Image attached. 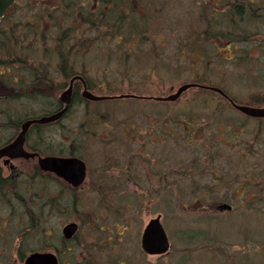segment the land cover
Returning <instances> with one entry per match:
<instances>
[{
	"label": "flooded vegetation",
	"instance_id": "1",
	"mask_svg": "<svg viewBox=\"0 0 264 264\" xmlns=\"http://www.w3.org/2000/svg\"><path fill=\"white\" fill-rule=\"evenodd\" d=\"M153 22L163 23L164 28H155ZM12 35L85 38V44H50L46 50L38 45L37 57L28 53L22 54L19 60L9 51L0 52V74H3L0 81L5 80L10 91L5 94L6 101L19 96L36 102L46 98L51 103L38 113L21 108L23 117L35 118L60 110L65 105L62 98H66L70 90L69 102L61 117L47 123L64 132L58 147L45 150L41 140L29 134L33 127L40 130L45 125L35 122L28 127L23 147L42 156L74 157L84 164V176L75 185L55 172L39 168L37 157H0L3 178L19 177V163H29L33 170V173H23L24 176L44 177L40 188L28 187L23 190L25 197L16 192L15 200L8 199L7 206L15 203L17 210H11V215L17 211V218L9 215L0 218V242L17 239L13 252L22 264L33 251L52 253L57 264H61V255L70 252L68 241L76 236L81 224L67 217L58 236H53L54 242L59 240L60 243H54L42 235L45 225L41 222L46 214L77 211L78 198L85 190L105 198V204L107 198L116 196H200V184L190 177L200 174L204 168L193 166L198 167L194 172L191 166L196 165L194 159L174 163L160 154L177 146L200 149V129L212 122L220 142L214 145L204 139L203 144L207 143L211 149L222 147L230 156L240 153L237 161L247 165H252L254 160L261 168L250 170L252 177L264 176V115H249L233 106L232 101H238L233 95L214 92L209 95L216 96L220 104L207 113L212 116L223 111L233 114L227 116L228 120L218 115L217 119L200 124V109L192 108L200 98L189 101L187 107L172 106L185 99L189 88L195 89L192 95L200 97L199 77L173 87V78L169 79L168 74L177 71L181 75V70L172 66L171 56L159 59L161 53H172L175 49L180 61L187 60L188 53H195L193 60L200 63L204 60L200 53L212 52L218 54L222 62L246 70L245 77L264 76V0H13L0 16V38ZM112 40L114 43L109 44ZM95 41L101 48L103 66L100 75L90 76L84 54H93L90 48ZM47 51L57 60L44 61L43 53ZM108 52L116 54L114 61L107 60ZM60 55L71 61L60 62ZM75 55L81 58L75 59ZM184 83L196 85L175 98H168ZM104 100L121 102L104 105L101 103ZM239 103L263 107L264 96L251 95L246 102ZM224 104L227 110L217 109L225 107ZM65 118L66 121H62ZM249 122L252 127L243 138L242 129L236 131V127H246ZM12 139L11 136L0 140V147ZM211 163L210 157L207 164ZM207 170L213 171L211 185L204 186L207 190L209 187L231 188L227 180L230 172ZM261 181L263 195L264 180ZM245 183L241 184L245 187ZM5 190L2 189L0 195H13L14 189ZM257 194L261 196L260 189ZM249 202L252 201L247 200V205ZM109 203L113 201L109 200L108 206ZM247 205L240 204L244 208ZM183 208L188 209L189 204ZM120 210L130 211L122 202ZM69 223H75L76 229L66 237L63 227ZM42 237L44 242L39 246L25 247L28 241ZM51 243L53 246H49Z\"/></svg>",
	"mask_w": 264,
	"mask_h": 264
},
{
	"label": "rangeland",
	"instance_id": "2",
	"mask_svg": "<svg viewBox=\"0 0 264 264\" xmlns=\"http://www.w3.org/2000/svg\"><path fill=\"white\" fill-rule=\"evenodd\" d=\"M187 7L188 4L185 2L184 8L187 9ZM154 24L155 22H153ZM189 26L191 25L189 24ZM155 28H164L163 23H156ZM113 43V40L109 42V44ZM98 45L95 41L93 47L90 48L93 50V54L89 56L87 53L84 54L90 76L102 73L100 68L103 63L100 61L101 55L99 53L101 48ZM0 52H3L1 46ZM108 54L107 60L114 61L116 54L113 52H108ZM188 54V59L183 62L178 59L179 52L175 49L172 53H161L159 56V59L171 56L172 66L179 67L181 70V75H178L177 71L168 74L169 79L173 78V87L182 81L199 77L200 81L205 83L222 84L226 91L240 102H246L248 96L251 95L264 96V76L256 74L253 75L254 78H248V75L245 77L243 73L246 70L222 62L223 59L212 52L200 53L204 58L200 63L193 60L195 53ZM74 58L79 59L81 55H75ZM201 65L210 70L206 71V75L200 76ZM0 71H2L1 66ZM2 75L0 74V77ZM193 90L195 89H187L185 99L182 98L178 102H174L173 108L187 107L189 101L206 97L210 99L192 107L200 109V124L204 120H215L218 115L225 120H228L227 116H232L233 113L225 111L215 113L216 116L207 113L214 105L220 104L217 97H211L209 94H200V97L194 96L191 93ZM6 93L4 87L0 86V124L4 126L1 131L6 134L1 135V138H9L17 132L23 118L21 117V108L38 113L46 110L44 109L45 105L51 104L46 98V100L36 102L30 98L21 99L19 96H16L10 103L6 101ZM120 102L121 100L101 101L104 105ZM223 106L225 107L217 109L227 110V105L224 104ZM7 109L10 111V117H4L2 113V110L7 113ZM78 116H80V112ZM62 121L65 122L66 118ZM219 125L222 126V123ZM250 127H252L251 122L246 127H236V131L242 129L240 136L244 138L248 136ZM29 131V134L41 140L40 143L43 144L45 150L56 149L59 140L62 139L61 135L64 134L58 126L53 124H45L40 130L33 127ZM204 139L211 141L214 145L219 144L218 130L213 122L212 125H204L200 129V149L177 146V148H168L166 153L160 154L163 158L167 157L174 163L175 161L188 163L194 159L196 165H191L192 167L204 168L200 174L190 177L200 184V196H134L125 198L116 196L107 198V204H105V198L92 193L88 194V191L85 190L82 192L84 195L78 198L77 211L46 214L47 216L41 222L42 225H45L41 232L45 239L50 242L55 241L53 236H58V231L66 222L67 217L74 218L81 224L76 236L68 241L70 252L61 255V264H264V192L262 195L263 183L261 181L264 180V176L259 174L260 176L254 175L252 177L253 174L250 172L254 168L259 170L261 167L254 160L252 165L237 161V158L241 157L240 153L230 156L222 147L211 149L207 143L203 144ZM199 155L200 160H198ZM208 157H211V164H207L209 162ZM94 163H96L95 160ZM19 164V177L13 179L14 184L11 183V187L3 188L6 190L14 189L13 195L11 193L0 195V218L7 215L17 218V211L11 215V210H17L15 203L7 206L8 199L15 200L16 197L13 196L16 192L25 197L24 189L27 187L38 189L43 184L44 177L37 179L36 176L33 178L24 176L23 173H33L29 163ZM187 165L190 167V164ZM197 168L193 167L192 169L196 171ZM207 168H212L216 172L220 170L230 172L231 177L227 180L231 188L216 187L212 189L209 187L207 190V187L204 186L211 185L213 174V171L209 172ZM242 181L246 182L245 187L241 184ZM257 189H260L261 196L257 194ZM6 190L5 192H7ZM203 192L205 195H201ZM18 199L20 198L17 197V201ZM109 200L113 203H109L108 206ZM247 200L252 202L247 205ZM121 202L129 208V212L120 210ZM218 202L230 203L232 209L230 211H215L213 206ZM187 204H189V208H183V205ZM240 204L247 205V208L241 207ZM157 213L161 214V222L170 241L169 251L161 256L147 255L140 247V235L143 226L150 217ZM12 220L9 221V226L12 225ZM49 232L53 235L49 236ZM44 237L41 240L37 238L31 242L28 241L25 247L39 246V243L44 242ZM12 241L5 239L0 242V249H2L0 264H22V261L13 252V247L18 240ZM54 243H60V241ZM52 244L49 246H53ZM9 250L10 253H3Z\"/></svg>",
	"mask_w": 264,
	"mask_h": 264
},
{
	"label": "water",
	"instance_id": "3",
	"mask_svg": "<svg viewBox=\"0 0 264 264\" xmlns=\"http://www.w3.org/2000/svg\"><path fill=\"white\" fill-rule=\"evenodd\" d=\"M12 0H0V14L4 11L7 5ZM191 84L181 85L178 90L173 94L168 96V98H174L182 90ZM214 90L222 92L216 87H211ZM70 90H67L66 98H62L65 105L60 110L53 113L42 115L36 118H29L24 120L20 125V130L12 141L0 147V157H23L29 158L37 155L36 152H30L23 148V142L25 138V133L32 122L47 123L58 119L62 113L65 111L67 104L69 102L68 97ZM97 98V97H96ZM235 106L244 111L249 115L262 116L264 115V107H251L246 105ZM37 163L39 168L62 176L65 179H69L75 185L80 183L84 176V164L77 158L74 157H58L54 155L38 156ZM229 208V205L219 204L216 206L217 209ZM76 229L75 223H69L63 227V232L66 237L73 234ZM141 248L144 252L148 254H159L167 251L169 247V241L162 224L159 221V216L151 218L145 225L140 239ZM24 264H57L56 257L54 254L49 252H32L25 259Z\"/></svg>",
	"mask_w": 264,
	"mask_h": 264
},
{
	"label": "trees",
	"instance_id": "4",
	"mask_svg": "<svg viewBox=\"0 0 264 264\" xmlns=\"http://www.w3.org/2000/svg\"><path fill=\"white\" fill-rule=\"evenodd\" d=\"M84 37L82 38H76V37H55V36H39V37H24V36H9V37H1L0 38V46L3 47V52L9 51V53L12 54L13 58L15 60L21 59V55L25 54L27 55L28 53L34 57H37L38 53L36 49L38 48V45L44 46V50L47 49L48 45H76V44H85L84 43ZM35 51L33 54H31V51ZM74 53V52H73ZM43 60L48 62L50 60H57L54 54L49 53V51L43 53ZM50 55V56H49ZM40 60H42V57H39ZM60 62H67L71 61L67 57H64L63 55H60V58L58 59ZM51 66V64H50ZM7 84L5 80H2L0 82V86H3L5 91L7 93H10L8 86L5 85ZM17 86V85H15ZM8 110V109H7ZM10 111L6 113L5 110H2V113L4 117H10ZM12 114V113H11ZM23 117V116H21ZM24 117L22 118V120ZM4 126L0 124V136L5 134L4 131H1ZM6 135V134H5ZM2 137V136H1ZM0 140H3L5 138H1ZM8 138V137H7ZM1 142V141H0ZM14 184V181L11 180L9 177H1L0 175V191H2L3 188L10 186L11 187ZM28 188V187H27Z\"/></svg>",
	"mask_w": 264,
	"mask_h": 264
},
{
	"label": "bare ground",
	"instance_id": "5",
	"mask_svg": "<svg viewBox=\"0 0 264 264\" xmlns=\"http://www.w3.org/2000/svg\"><path fill=\"white\" fill-rule=\"evenodd\" d=\"M201 75H206V69H205V66H203V65H201V67H200V76ZM195 85L196 84H193V86H195ZM221 86H223V85L219 84V83H208L207 84L205 82L200 81V93H202V94L214 93V89L211 87L219 88ZM206 99H210V98L200 97V102H203ZM200 102H197V105L200 104ZM205 106H209V105H205Z\"/></svg>",
	"mask_w": 264,
	"mask_h": 264
}]
</instances>
